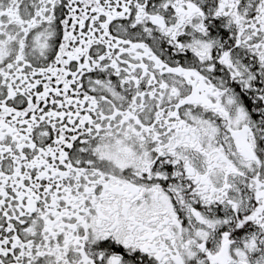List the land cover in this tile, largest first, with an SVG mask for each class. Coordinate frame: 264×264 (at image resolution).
<instances>
[{
  "label": "snow or ice",
  "instance_id": "6c2138e0",
  "mask_svg": "<svg viewBox=\"0 0 264 264\" xmlns=\"http://www.w3.org/2000/svg\"><path fill=\"white\" fill-rule=\"evenodd\" d=\"M0 264H264V0H0Z\"/></svg>",
  "mask_w": 264,
  "mask_h": 264
}]
</instances>
